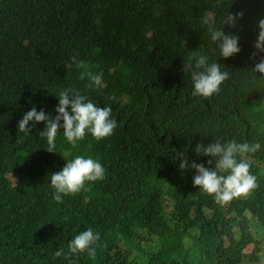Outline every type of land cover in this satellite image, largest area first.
Listing matches in <instances>:
<instances>
[{"label": "trees", "instance_id": "trees-1", "mask_svg": "<svg viewBox=\"0 0 264 264\" xmlns=\"http://www.w3.org/2000/svg\"><path fill=\"white\" fill-rule=\"evenodd\" d=\"M238 11L222 30L241 51L224 58L202 18L219 28ZM262 18L264 0H0V264H264L246 217L264 233V76L253 71L264 53L250 59ZM193 51L230 72L218 94L193 96L183 71ZM74 55L102 73L100 86L79 79ZM66 88L110 106L118 126L75 149L61 129L48 152L45 123L22 133L18 121L34 105L54 117ZM215 139L261 142L242 157L259 187L227 204L179 169V152L214 167L194 148ZM76 155L101 163L105 179L58 204L50 175ZM88 228L100 234L96 258L70 255Z\"/></svg>", "mask_w": 264, "mask_h": 264}, {"label": "clouds", "instance_id": "clouds-1", "mask_svg": "<svg viewBox=\"0 0 264 264\" xmlns=\"http://www.w3.org/2000/svg\"><path fill=\"white\" fill-rule=\"evenodd\" d=\"M243 11L228 13L223 16L222 27L215 26V20L211 16L202 18V23L207 26L211 41L218 46L219 55L229 58L238 54L241 49L239 37L233 34H225L222 30L224 25L235 27L238 20L243 18ZM259 33L253 45L254 51L250 59H254L258 53H264V18L258 22ZM208 56L197 52H192L188 60L183 62V71L190 74L193 85V96L209 98L213 94L220 92V86L229 79L230 72L222 71L221 65L216 61L209 63ZM72 63L79 69V79L87 78L93 85L100 86L102 83V73L93 72L92 66L79 59L78 56L71 58ZM254 72L264 76V58L255 64ZM58 105L54 111L56 115L46 114L43 109L37 111L34 105L29 111L22 115L18 121V131H31L29 122H44L45 128L40 132V136L46 137L47 151L54 152L56 147V137L59 131L69 144L75 149L78 142L84 140L86 133H90L96 140L110 137L117 128L116 120L111 118L112 108L110 106H97L89 97L77 88H66L59 92ZM62 121V123H61ZM261 149V142L248 143L237 142L235 139L222 142L215 139L206 146L198 143L194 151L198 156H207L212 159L207 161L205 167L203 163H189L184 152L177 153L180 157V170L193 169V186L203 189L209 195H213L215 200L221 204H227L234 198L248 196L259 187L257 177L250 171V163L243 159L248 154H255ZM106 170L96 159L91 156L76 155L73 159L66 161L64 167L50 175V184L54 188L53 200L63 203L64 197L76 195L81 191H89L87 182L102 181L105 179ZM256 239V238H255ZM100 234L92 228H88L76 235L68 245L70 255L86 253L91 259H95L97 247L101 245ZM106 247V245H103ZM261 251V249H260ZM64 255L63 250L56 251L55 256Z\"/></svg>", "mask_w": 264, "mask_h": 264}, {"label": "rangeland", "instance_id": "rangeland-1", "mask_svg": "<svg viewBox=\"0 0 264 264\" xmlns=\"http://www.w3.org/2000/svg\"><path fill=\"white\" fill-rule=\"evenodd\" d=\"M261 164V163H260ZM261 168L264 169V163L262 162ZM246 217L248 218V224L251 229L252 234L254 237L259 241L258 247L261 249L259 250V260L261 263H264V233H263V226L259 222V219L253 217L250 212H246ZM254 249V244L249 243L246 248L244 249L245 252L251 253Z\"/></svg>", "mask_w": 264, "mask_h": 264}]
</instances>
